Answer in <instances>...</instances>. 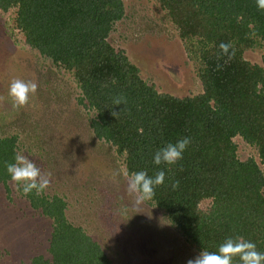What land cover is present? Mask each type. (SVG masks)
<instances>
[{"label": "trees", "instance_id": "obj_1", "mask_svg": "<svg viewBox=\"0 0 264 264\" xmlns=\"http://www.w3.org/2000/svg\"><path fill=\"white\" fill-rule=\"evenodd\" d=\"M159 3L181 41L190 43L185 49L193 54L202 85V93L193 97L158 92L123 51L108 43L123 15L121 0H0V8L15 7L16 26L26 43L73 72L95 111V137L125 157L127 173L146 171L154 177L165 171L164 183L155 186L148 202L187 242L199 252H216L227 238L243 237L264 252V171L253 159L239 161L233 142L240 137L256 148L264 167V67L243 57L247 49L259 47L264 62V10L256 0ZM222 43L229 45L227 53ZM119 97L126 103L116 106ZM184 137L190 143L181 160L153 163L156 151ZM15 140H0L3 182L9 176L6 164L14 162ZM208 199L209 207L201 208ZM38 204L54 221L51 260L38 257L31 264H110L80 228L67 224L61 199L40 198ZM233 264H240L238 257Z\"/></svg>", "mask_w": 264, "mask_h": 264}, {"label": "rangeland", "instance_id": "obj_2", "mask_svg": "<svg viewBox=\"0 0 264 264\" xmlns=\"http://www.w3.org/2000/svg\"><path fill=\"white\" fill-rule=\"evenodd\" d=\"M123 15L107 40L123 51L148 85L175 97L202 93L197 64L186 51L178 30L159 0H121ZM16 8H0V140L15 137L14 151L33 160L48 175L40 194L17 189L8 176L0 180V264H31L51 260L53 218L36 200L63 201L67 224L80 228L97 244L110 264H186L199 251L149 204H136L128 194L125 157L95 137V111L84 99L73 72L30 47L17 28ZM262 49H247L243 57L264 67ZM37 85L23 107L13 108L11 82ZM239 161L260 164L256 148L235 137ZM264 194V187H263ZM32 197H31V196ZM35 199V200H32ZM39 203V202H38ZM210 200L201 202L208 208Z\"/></svg>", "mask_w": 264, "mask_h": 264}, {"label": "clouds", "instance_id": "obj_3", "mask_svg": "<svg viewBox=\"0 0 264 264\" xmlns=\"http://www.w3.org/2000/svg\"><path fill=\"white\" fill-rule=\"evenodd\" d=\"M258 9L264 10V0H256ZM229 45L221 44L220 48L227 53ZM37 85L33 82H25L21 79H15L11 82L8 95L12 100V107H23L29 103L31 95L35 94ZM118 106L126 103L123 97L113 101ZM119 113L113 112L116 116ZM190 138L184 137L178 139L175 143H168L160 148L153 156L155 165H174L183 158ZM6 171L15 182L18 190L24 195L32 193H42L50 183L47 174L42 173L36 163L23 154H16L14 162L6 164ZM128 176L127 191L133 197L136 204L150 201L155 196V186L162 185L165 180V171L161 170L156 175L149 176L146 171H137L131 174L125 172ZM178 182L173 185L176 187ZM238 257L240 264H264V252L256 249L255 243L245 240L243 237L227 238L221 243L216 252L201 250L196 256L186 261V264H233L234 258Z\"/></svg>", "mask_w": 264, "mask_h": 264}]
</instances>
